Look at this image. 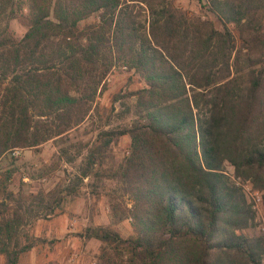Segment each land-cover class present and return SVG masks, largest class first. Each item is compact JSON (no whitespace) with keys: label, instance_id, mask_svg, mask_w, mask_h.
<instances>
[{"label":"trees","instance_id":"1","mask_svg":"<svg viewBox=\"0 0 264 264\" xmlns=\"http://www.w3.org/2000/svg\"><path fill=\"white\" fill-rule=\"evenodd\" d=\"M197 1L219 25L175 0H0V157L57 139L64 161L82 157L67 184L31 194L36 205L18 192L1 212L4 264L34 246L16 238L28 217L60 213L89 177L93 188L118 184L129 204L110 198V216L131 226L127 236L111 225L80 233L101 242L94 264H264L263 235L247 233L253 201L225 169L264 203V0ZM11 20L25 27L20 37ZM117 71L137 85L114 93L108 111L119 101L129 123L65 146L101 118ZM121 137L128 148L118 157ZM10 172L0 192L14 200Z\"/></svg>","mask_w":264,"mask_h":264},{"label":"rangeland","instance_id":"2","mask_svg":"<svg viewBox=\"0 0 264 264\" xmlns=\"http://www.w3.org/2000/svg\"><path fill=\"white\" fill-rule=\"evenodd\" d=\"M175 3L193 14L210 17L219 25L218 20L211 13L206 12L197 0H175ZM139 18L142 21L146 19V12L142 9ZM262 20L264 27V13ZM10 30L14 36L20 37L25 27L17 20H11ZM136 85L131 71H117L110 75L107 80V89L99 98L101 118L94 116L92 122L87 120L68 133L69 142L65 146L70 142L78 141L91 143L99 127L119 130L129 123L130 117L121 115L124 110L122 103L117 101L113 105L114 110L109 112L108 109L114 93H123L135 88ZM60 146H62L60 140H49L38 147L16 149L0 157V180H3L8 171L12 170L3 183L6 189L15 195L14 200L7 199L0 192V202L6 203L9 208L5 211L4 207L0 206V216L2 211L5 216L10 214V208L16 204L15 198L18 192L27 196V204L33 202L36 205L38 202L32 201L31 194L36 195L41 192L43 196H46L55 187L67 184L69 179L77 173L82 157L68 163L59 155ZM127 148L128 138L121 137L114 145V153L121 157L127 152ZM73 150L71 149L72 152ZM225 169L253 201L256 211L255 224L247 229V233L262 234L264 237V203L260 190L253 187L250 180L234 177L231 165L227 164ZM28 174L33 178L27 177ZM103 180L104 183L100 181L96 188H93L92 182L96 183L94 179L85 178L78 193L73 197L67 196L61 203V207L56 208V211L61 209L56 215L42 218L38 217L41 214V211H38L37 217L29 216L30 224L21 225L16 238L22 244L33 243L34 246L19 255L17 264H94L101 242L94 237L90 239L81 237L80 233L86 232L88 228L111 225L122 236H127L131 232L129 221L126 219L115 221L110 216L108 206L110 198H115L117 201L124 200L129 204L127 196L122 195L117 183ZM4 260L5 258L0 255V264H4Z\"/></svg>","mask_w":264,"mask_h":264}]
</instances>
